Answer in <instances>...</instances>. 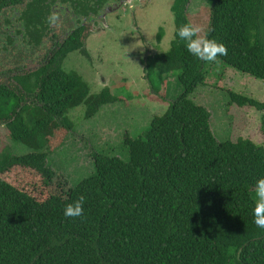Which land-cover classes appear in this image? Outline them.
Here are the masks:
<instances>
[{"label": "trees", "instance_id": "obj_1", "mask_svg": "<svg viewBox=\"0 0 264 264\" xmlns=\"http://www.w3.org/2000/svg\"><path fill=\"white\" fill-rule=\"evenodd\" d=\"M188 2L175 0L171 7L175 32L169 51L142 61L154 93L164 98L159 84L175 74L183 92L142 136H126L127 161L95 153V173L76 186L49 163L74 131L68 115L85 104L90 119L116 99L107 89L91 95L81 76L62 68L82 46L78 35L46 65L14 77L21 89L0 82V125L10 141L31 150L20 156L9 148L0 152V264H264V229L253 217L255 183L264 177V143L219 141L211 113L191 99L206 84L207 62L191 55L176 34L182 24H191ZM20 3L0 0L1 58L13 53L14 35L29 33L38 46L46 23H52L49 6ZM211 5L205 38L228 50L218 60L264 81V0ZM163 36L161 28L157 40ZM230 99L264 114V102L236 93ZM11 172L33 176L39 195L8 182ZM81 195L83 217L66 218V205Z\"/></svg>", "mask_w": 264, "mask_h": 264}, {"label": "rangeland", "instance_id": "obj_2", "mask_svg": "<svg viewBox=\"0 0 264 264\" xmlns=\"http://www.w3.org/2000/svg\"><path fill=\"white\" fill-rule=\"evenodd\" d=\"M211 1L191 0L188 7L189 21L191 25L201 28L199 36L203 38L210 26ZM174 2L175 0H147L137 14L140 31L136 30L132 15L126 13L120 20L108 15L105 21L112 25L109 26L111 29L88 38V53L73 52L64 60L62 68L67 73L81 76L89 85L91 95L100 94L107 89L116 98L90 119L86 118L85 104L70 111L68 116L73 122L74 131L65 144L49 157V163L54 171L65 175L71 186H76L95 173L92 158L95 153L117 156L127 161L129 150L125 145L126 136H142L153 118L163 116L171 102L183 92L178 75H170L163 78L166 79L163 85L159 84L160 92L165 94L161 98L154 93L147 76L149 72L142 63L149 55L169 51L175 32L174 14L171 11ZM63 21L64 19L58 21L56 32L63 31L64 28H60ZM161 28L164 29V36L159 41L157 36ZM51 47V43H48V48ZM46 52L47 50L37 51L30 56L37 57ZM5 56L7 57H0V73L5 72L6 77L0 76V82L7 81L17 86L13 80L16 74L22 75L38 68L37 62L34 63L35 66H29L28 62L14 63L11 52ZM205 68L206 84L198 87L191 99L211 113V126L217 139L236 142L239 138H244L262 145L264 114L255 108L240 107L232 103L230 93L264 102V81L240 73L220 61L207 62ZM150 76L155 80L156 73L152 72ZM8 135L6 126L0 125V152L6 148L13 155L19 156L31 152L26 145L10 141ZM5 179L28 192L36 193L33 188L36 179L33 180V176L11 172L5 175ZM253 194L257 200L255 190Z\"/></svg>", "mask_w": 264, "mask_h": 264}, {"label": "flooded vegetation", "instance_id": "obj_3", "mask_svg": "<svg viewBox=\"0 0 264 264\" xmlns=\"http://www.w3.org/2000/svg\"><path fill=\"white\" fill-rule=\"evenodd\" d=\"M190 1L191 0H189L186 6L187 15ZM146 2L147 0H21V6L30 3L31 9L38 5H40V7L45 5L49 6V12L47 15H50V17L54 19V22L49 24V26L46 23V26L49 28L46 34H44L41 44L38 46L36 45L33 36L29 33L14 35L15 46L10 49H12V52L14 54L16 53L17 56L12 59L14 60V63L28 62L30 63L29 66H32L37 62L38 68L44 66L51 61L50 58L55 56L57 51H60L61 45H63L73 34L78 35L76 42L82 43L80 50L76 52H85L84 54H86L88 53V38L91 35H96L98 32H105L106 29H111L112 25L105 21L108 15L115 16L117 20H120L126 15V13H128L133 17L136 30L140 31L141 25L139 24V15L137 14L146 5ZM211 8L212 5L210 4V10ZM61 19H64V21L63 26L61 25L60 28L64 29L58 33L56 32V25ZM102 22L106 23L105 26H103L104 23ZM48 43H51V48H48ZM24 45L26 48L21 49L24 48ZM42 50H47L48 54H46V52L37 57L30 56L31 54H35L37 51L40 52ZM16 68H18V72L21 73L19 67L17 66ZM18 75L19 74H16L14 77ZM14 77L13 80L17 86L14 83H10L14 85V87H17V89H21L19 83Z\"/></svg>", "mask_w": 264, "mask_h": 264}, {"label": "clouds", "instance_id": "obj_4", "mask_svg": "<svg viewBox=\"0 0 264 264\" xmlns=\"http://www.w3.org/2000/svg\"><path fill=\"white\" fill-rule=\"evenodd\" d=\"M54 22V19L52 20ZM201 28L191 24H182L177 29L179 40L185 42L187 51L204 62L218 63V57L228 54L227 47L214 39H207L199 36ZM255 193L257 200L253 209L254 224L264 229V177L259 178L255 183ZM85 197L81 195L75 202L69 203L64 209L66 218L83 217Z\"/></svg>", "mask_w": 264, "mask_h": 264}]
</instances>
